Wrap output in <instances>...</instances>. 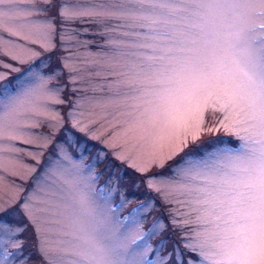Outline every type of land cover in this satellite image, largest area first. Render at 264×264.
I'll list each match as a JSON object with an SVG mask.
<instances>
[{
	"label": "snow or ice",
	"instance_id": "snow-or-ice-1",
	"mask_svg": "<svg viewBox=\"0 0 264 264\" xmlns=\"http://www.w3.org/2000/svg\"><path fill=\"white\" fill-rule=\"evenodd\" d=\"M29 231L39 264H264V0H0V264Z\"/></svg>",
	"mask_w": 264,
	"mask_h": 264
},
{
	"label": "rangeland",
	"instance_id": "rangeland-1",
	"mask_svg": "<svg viewBox=\"0 0 264 264\" xmlns=\"http://www.w3.org/2000/svg\"><path fill=\"white\" fill-rule=\"evenodd\" d=\"M97 43H103V41L102 40H98ZM91 51H93V52L97 51L96 47L93 46ZM214 115H215V119H213V114H211V113H207L206 114L205 119H206V124L208 126H213V127L217 126L218 123H219V119L222 118L220 113H215ZM34 131H37V132H41V131L48 132L49 130L47 128H40V129H35ZM221 136H225L224 137L225 139H223ZM209 140H212V141H215V140L225 141V142H228L230 145H233V146H235L238 143L237 141L234 140V138L232 136L226 135L224 133L222 127L219 129V131H217L215 133V135H213L212 133H206V134L202 135L201 141H209ZM27 147H30V146H27ZM22 159L25 162H27V163H32V161H30L27 156H23ZM102 168H103V165H101V169ZM98 171H99V169H98ZM108 175H109V173L105 172L104 175L99 179V181L95 185V187L97 189L96 195H97L98 199H102V197L100 196V190L104 187L105 181H106ZM5 178H6V180L15 181L16 183H20V184L24 183V181L20 180L19 178L13 177V176H9L7 174H5ZM28 183L29 184L31 183V177L29 178ZM127 183H129L128 187H130V190H127L125 195L129 199H131L132 202L127 204L123 209H121L119 211L118 217H119V220L121 222H123V218L128 216V214L132 211L133 208H136L138 205L144 203L147 199L152 198V196L154 195V194L146 193L143 188L140 191L133 190L131 188V186H130V182L127 181V180L122 182V187L125 186ZM143 198H144V200H142ZM139 201H141V202H139ZM119 203H120V195L119 194L113 195L111 197V199H110V206L112 208H116L119 205ZM134 203H136V204L133 205ZM156 204H157V207L154 208L153 211L148 216V220H147V223L145 224V228H147L151 224L153 217H157V216L162 214V209H163L164 206L162 204H160V201H159L158 197H156ZM24 235H25V237H27V240H28V243H27V246H26V252H31L33 260L36 261L37 264H39L40 257L36 254V250H35V247H34L35 239L31 235V231L25 233Z\"/></svg>",
	"mask_w": 264,
	"mask_h": 264
},
{
	"label": "trees",
	"instance_id": "trees-1",
	"mask_svg": "<svg viewBox=\"0 0 264 264\" xmlns=\"http://www.w3.org/2000/svg\"><path fill=\"white\" fill-rule=\"evenodd\" d=\"M126 185H127V187H128V186H129V183H127ZM128 190H130V187H128Z\"/></svg>",
	"mask_w": 264,
	"mask_h": 264
}]
</instances>
